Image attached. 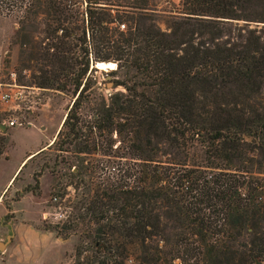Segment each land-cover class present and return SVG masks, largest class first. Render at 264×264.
Segmentation results:
<instances>
[{"label":"trees","instance_id":"1","mask_svg":"<svg viewBox=\"0 0 264 264\" xmlns=\"http://www.w3.org/2000/svg\"><path fill=\"white\" fill-rule=\"evenodd\" d=\"M149 1L0 0V15L41 16L19 58L29 83L74 97L47 146L82 186L73 264H264V36L248 27L264 0H181L164 30ZM93 62L115 63L122 91L95 94Z\"/></svg>","mask_w":264,"mask_h":264},{"label":"rangeland","instance_id":"2","mask_svg":"<svg viewBox=\"0 0 264 264\" xmlns=\"http://www.w3.org/2000/svg\"><path fill=\"white\" fill-rule=\"evenodd\" d=\"M180 1H149V10L161 30L165 29V21L168 18H179L181 15ZM83 7L84 5L81 6V8ZM21 20L14 14L0 15V82L10 83V74H13L14 84L18 89H24L25 92H28L29 88L37 89L38 93L31 89V92L34 93L33 99H36L37 102L28 103L27 101L32 100L30 95L26 99L27 101L19 98L17 100L11 99L7 104L0 103V125L4 126L8 138V146L3 153L6 160L0 161V186L9 177L26 152L44 145L54 138L66 108L74 99L69 93L41 89L29 83V71L21 67L19 58L24 50L25 42L42 40L44 26L39 15L31 17L29 22L24 20L21 23ZM243 24L239 21L237 26H243ZM262 26L264 23L248 25L250 29H255L256 33L263 37L264 27ZM109 72L95 71L93 73L95 83L92 88L95 94L99 93L106 97L107 91H122L121 88L111 89V84L108 82L109 76L105 75ZM87 75H89V71ZM18 89L16 91H20ZM28 105L35 106L28 110ZM10 107H14L15 110H9ZM88 111L86 106H83L80 113L85 115ZM12 115L17 118L21 125L6 126ZM165 153L166 156H169L170 150L165 149ZM57 154L56 148L46 147L39 151L17 174L11 187L4 193L3 202L8 203L17 191L16 189L23 191L24 182L30 181V175L26 174L27 172L33 171L39 175L38 181L40 177L42 178L41 190L38 192V186L35 191L38 192L37 195L26 196L19 203H16L12 208L13 214L10 211L4 213L5 210L0 199V264H73L75 245L80 242L83 249L88 247L89 241L84 238L86 231H88L85 225L86 219L81 222L76 218L78 213L72 209V205L82 197V186L78 180L77 184H74V181L72 184H68L70 173L75 170L73 168L67 170L61 164L54 166V162L59 161L56 158ZM52 168L56 171L54 176L50 174ZM32 185L33 182L29 187ZM54 191L64 192L63 198L53 201L51 194ZM56 223H59V226L63 223H70L77 227L74 231L66 232L65 238L56 237L52 232L43 231L44 226L51 227ZM11 224L18 236L15 239L12 238ZM6 243L8 244L7 250L4 248ZM124 264H135V262L131 258Z\"/></svg>","mask_w":264,"mask_h":264},{"label":"crops","instance_id":"3","mask_svg":"<svg viewBox=\"0 0 264 264\" xmlns=\"http://www.w3.org/2000/svg\"><path fill=\"white\" fill-rule=\"evenodd\" d=\"M53 140V138H52ZM52 140H49L46 144L44 145H40L38 146L37 148L33 149V150H30L29 152H26L25 155L21 158V160L18 162V164L14 167V169L12 170L11 174L9 175V177L2 183V185L0 186V199H1V202L3 204V207H4V210L6 213L8 211V209L6 208V206L9 207V211L10 213H12V208L13 206L16 204V203H19L24 197L26 196H30V197H33L34 195L31 193V192H24L22 191L21 189H16L17 191H15L13 197L15 196V194H18V198L17 200H13V197L12 199H10V201L8 203L6 202H3V196H4V193L9 189V187H11L13 181L15 180L17 174L20 172V170H22L26 164H28L30 162V160L41 150H43L44 148H46L48 145H50L52 143ZM1 160H6V156L5 158H0V161ZM26 174L30 175V181H27V182H24V186L27 187V186H31L32 184V174H33V171L30 173V172H27ZM25 174V175H26ZM28 177V176H27ZM41 177L39 178V181H38V186H39V191L41 190ZM13 214V213H12ZM5 215V214H4ZM3 215V216H4ZM14 218V217H13ZM12 226V224H11ZM12 232H13V239L17 238L18 236L16 235V231L13 229V226H12ZM42 236L44 234H41ZM8 244L6 243L4 245V248L5 250H7ZM61 264V263H59Z\"/></svg>","mask_w":264,"mask_h":264},{"label":"built area","instance_id":"4","mask_svg":"<svg viewBox=\"0 0 264 264\" xmlns=\"http://www.w3.org/2000/svg\"><path fill=\"white\" fill-rule=\"evenodd\" d=\"M1 80V77H0ZM10 83H1L0 82V88H2L0 90V103L2 104H7L11 99L17 100L20 98V100H26L27 98H29V96L31 95V99L30 101H27L28 103H36V99H33L34 93L31 92L33 90H36L35 92H37V89L35 88H29V91L25 92L24 89H18V87L14 84V75L10 74V78H9ZM20 90V91H16V90ZM26 94H25V93ZM38 93V92H37ZM36 93V94H37ZM35 105L31 106L28 105V110L34 108ZM14 107H10L9 110L14 111L15 109H13ZM16 125H21L20 122L17 120V118L15 116H11L8 120V122L6 123V126L8 127H13ZM53 201H57L56 198H52Z\"/></svg>","mask_w":264,"mask_h":264},{"label":"water","instance_id":"5","mask_svg":"<svg viewBox=\"0 0 264 264\" xmlns=\"http://www.w3.org/2000/svg\"><path fill=\"white\" fill-rule=\"evenodd\" d=\"M90 68L99 72H108L115 70L116 64L113 62H93L90 64ZM4 130V126L0 125V131Z\"/></svg>","mask_w":264,"mask_h":264}]
</instances>
